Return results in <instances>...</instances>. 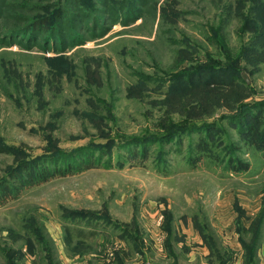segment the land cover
Wrapping results in <instances>:
<instances>
[{
	"label": "rangeland",
	"instance_id": "1",
	"mask_svg": "<svg viewBox=\"0 0 264 264\" xmlns=\"http://www.w3.org/2000/svg\"><path fill=\"white\" fill-rule=\"evenodd\" d=\"M263 137L264 0H0V181L88 151L16 171L0 264H244Z\"/></svg>",
	"mask_w": 264,
	"mask_h": 264
},
{
	"label": "trees",
	"instance_id": "2",
	"mask_svg": "<svg viewBox=\"0 0 264 264\" xmlns=\"http://www.w3.org/2000/svg\"><path fill=\"white\" fill-rule=\"evenodd\" d=\"M41 30V29H40ZM246 81V80H245ZM248 108V107H247ZM244 113V112H242ZM241 113V115H242ZM202 125V127H211L214 124L211 122H204V124H199ZM253 125V124H252ZM251 125V131L253 130V126ZM196 128H201V126H197ZM244 129V128H243ZM257 129V128H256ZM171 136V135H169ZM168 137V136H166ZM264 138V137H263ZM138 140H133L131 143H137ZM202 143V148H205V145L203 142ZM264 143V142H263ZM96 150L100 149V148H96L94 147ZM200 148V147H199ZM84 151V150H83ZM82 153L81 152H75L74 154H69V153H64V152H59V154H51L50 156L48 155V157H45L46 159H44L41 163V166L39 169H36V167H38L40 164H34L36 162H34L33 164H31L32 162L29 161H25L22 163H19V168H17V170H13L12 173H9L6 177H4V179L2 181H0V206L6 204L11 198L15 197V194L12 193V185L10 184V182L14 179V180H20V176L16 175V171L20 172H29V183H35V184H40L44 181H46L47 179L53 178L55 176H67V175H71L74 171H75V167H72L71 164L68 165L67 168L62 167V165H60V160H66L69 161L71 159L77 158V153L78 156L80 155H85L83 153L88 152V151H84ZM201 151V148H200ZM91 160V158H89ZM53 161V162H52ZM52 162V164L54 165L53 169H49L48 166L50 165V163ZM234 162V161H232ZM70 163V162H68ZM92 163V161L90 162ZM37 165V166H36ZM245 162L242 161H237L235 163V165L233 166V169L235 170H241L242 168L245 169L244 167H246ZM36 166V167H35ZM34 169V170H33ZM27 183V182H25ZM34 184V185H35ZM17 195V193H16ZM263 224H264V212L260 215V218L258 219V221L253 222L252 225L250 226V228H247V230L249 232H253L254 234H256L255 236V241H253V245H249L247 243H245L244 245V264H259V260H258V256H257V250L261 244V237H262V230H263Z\"/></svg>",
	"mask_w": 264,
	"mask_h": 264
},
{
	"label": "crops",
	"instance_id": "3",
	"mask_svg": "<svg viewBox=\"0 0 264 264\" xmlns=\"http://www.w3.org/2000/svg\"><path fill=\"white\" fill-rule=\"evenodd\" d=\"M241 253L243 255L244 251H241ZM239 256L241 257V255H239ZM257 256H258L259 264H264V241L261 242V244L257 250Z\"/></svg>",
	"mask_w": 264,
	"mask_h": 264
},
{
	"label": "water",
	"instance_id": "4",
	"mask_svg": "<svg viewBox=\"0 0 264 264\" xmlns=\"http://www.w3.org/2000/svg\"><path fill=\"white\" fill-rule=\"evenodd\" d=\"M243 77H244V79L246 80V82H250V80H249V78H248V76H247V74L245 73V72H243Z\"/></svg>",
	"mask_w": 264,
	"mask_h": 264
}]
</instances>
